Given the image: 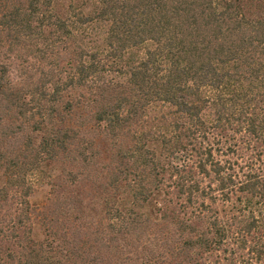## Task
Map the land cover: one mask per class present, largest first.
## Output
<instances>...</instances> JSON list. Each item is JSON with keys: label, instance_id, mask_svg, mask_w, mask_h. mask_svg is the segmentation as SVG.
Here are the masks:
<instances>
[{"label": "trees", "instance_id": "trees-1", "mask_svg": "<svg viewBox=\"0 0 264 264\" xmlns=\"http://www.w3.org/2000/svg\"><path fill=\"white\" fill-rule=\"evenodd\" d=\"M64 1L0 0V264H264V0Z\"/></svg>", "mask_w": 264, "mask_h": 264}, {"label": "rangeland", "instance_id": "rangeland-1", "mask_svg": "<svg viewBox=\"0 0 264 264\" xmlns=\"http://www.w3.org/2000/svg\"><path fill=\"white\" fill-rule=\"evenodd\" d=\"M66 2L64 0H60V4H59V8L62 7V4L64 5ZM8 62H10V77L13 81H18L19 77H18V68H17V62H15L14 60H9ZM3 183V179L0 176V187ZM46 192H47V187H44L43 189L41 187H37L33 194L29 197V201L31 202V204L33 205H42L45 201V197H46ZM10 203H14L13 200L10 198ZM12 206L10 204V206H5L4 208L0 209V227L3 226L5 229L6 225H10L9 221V217L8 215L11 213L12 217H13V213H12ZM39 231L37 227H34V233H33V237L35 239H38L40 237L39 235ZM1 238V237H0ZM1 243V242H0Z\"/></svg>", "mask_w": 264, "mask_h": 264}]
</instances>
